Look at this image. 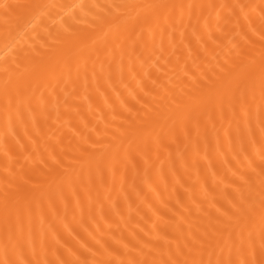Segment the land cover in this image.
<instances>
[{"label":"bare ground","instance_id":"obj_1","mask_svg":"<svg viewBox=\"0 0 264 264\" xmlns=\"http://www.w3.org/2000/svg\"><path fill=\"white\" fill-rule=\"evenodd\" d=\"M4 2L56 7L44 9L43 14L35 16L17 14L19 18L11 21V35L0 15V57H6L9 63L13 58L20 62L25 53L29 57L23 62L21 71L12 74L11 87L35 89L36 97L44 91L48 101L45 110L37 107L33 113L25 112L22 121L13 116L9 123L4 109L5 76L0 72V180L6 168L23 170L34 173L47 190L51 178L38 161L47 162L49 152H54L58 158H67L66 164L76 160L70 171L73 177H81L75 193L65 187L63 198H54L51 209L44 204L42 225L39 216H33L37 252L41 232L49 247L56 246L52 239L55 233L61 243H67L79 255L84 251L82 244L91 247L96 240L120 248L118 242L133 240V234L145 240L157 233L174 237L183 207L193 209V214L182 224L186 232L189 224L193 228L207 224V218L195 211V205L206 210L213 203L227 205L225 197L233 194L228 185L236 179L233 172H249V160L258 163L261 141L255 118L251 134L244 128L243 121L237 134L236 123H229L230 116L222 117L215 107L217 90H222L216 78L217 64L222 65L225 59L234 56L233 45L247 48L245 40L259 49L264 0H137L140 3H196L214 7L198 10L191 23L185 10L172 43L169 42V29L157 28L154 36L145 33L135 47L126 46L122 72L119 53L110 68L108 62H104L101 72L100 61L90 53L94 47L102 45L107 28L93 27L92 17L73 6L103 7L125 0ZM237 5L246 7L242 11L234 7ZM192 24L197 25L199 41L191 35ZM180 31L185 32L183 39ZM85 61L87 87L84 86ZM65 64L72 69L70 78L66 70L62 71ZM201 77L215 82V87L210 91ZM130 93L136 96L135 100ZM173 99L183 100L186 111L199 115V133L189 124L190 139L185 138L179 123L184 112L170 103ZM144 104L148 107L144 108ZM128 108L131 112L126 110ZM174 125L176 142L170 143L165 138L163 146L157 148L152 137L161 128L167 130ZM250 135L255 144L250 141ZM91 144L96 147H89ZM126 150L131 159L125 158ZM89 154L93 157L91 161ZM113 156L119 160L116 174L113 176L110 169L104 167L101 180L96 161L106 162ZM89 172L93 177L90 184L87 182ZM174 212L176 217H173ZM24 252L30 255L27 244ZM48 258L55 259L51 252Z\"/></svg>","mask_w":264,"mask_h":264},{"label":"snow or ice","instance_id":"obj_2","mask_svg":"<svg viewBox=\"0 0 264 264\" xmlns=\"http://www.w3.org/2000/svg\"><path fill=\"white\" fill-rule=\"evenodd\" d=\"M54 7L56 6L45 4H11L0 0V15L8 27V34L11 35V21L19 18L17 14L35 16L38 13L43 14L44 9ZM73 7L79 8L85 16L90 15L93 27L107 28L102 45L94 47L90 53L100 61L101 72L104 71L105 61L108 62L109 68L111 67L112 62L116 61L117 53L120 55L119 64L122 72L123 51L126 46L135 47L145 33L154 36L157 28H161V31L164 28L169 29V42L172 43L177 25L183 22L185 10L188 11L191 23L192 16L198 10L202 11L205 7L214 6L196 3H140L137 0H125L123 3L103 7L84 4ZM221 7L227 6L221 5ZM234 7H239L243 11L246 6L237 5ZM178 11L179 16H177ZM260 20L259 49L256 50L250 41L245 40L247 48L233 45L234 56L225 59L222 65L217 64L218 75L216 78L221 82L222 90H217L214 98V105L218 108L221 116L227 114L231 118L229 123L233 121L236 123L237 134L241 131V121H243L244 128L251 134V123L255 118L260 130L261 141V148L257 153L258 163L249 160V172L239 174L233 172L236 179L228 185L232 188L233 194L230 195V198L225 197L226 206L224 204L217 206L216 203H213L206 210L201 205H195V211L207 218L206 225L193 228L189 224L185 232L182 224L186 217L193 214V209L183 207V211L180 213V223L176 226L177 235L174 237L167 233H157L151 239L145 240L143 237L133 234V240L118 242L120 248H113L107 242L96 240L91 247L82 244L81 248L84 251L77 255L68 247L67 243H61L60 237L55 233H53L52 239L56 246L49 247L45 234L41 232L40 250L37 252L32 228L33 216L38 215L42 225L44 204L47 203L51 209L54 198H63L65 187L75 193L77 181L81 180L80 176L73 177L70 171L72 165L77 162L76 160L68 161L66 164L67 158L61 159L54 152H49L47 162L44 159L38 161L47 169L48 176L51 178L48 181L47 190L44 189V182L34 173L23 170L13 171L6 168L5 176L0 180V210H2L0 264H264V7L261 8ZM198 21L199 16H197ZM191 35L197 41L201 39L196 24L191 25ZM180 36L183 39L185 32L180 31ZM28 59L27 53L24 54L20 62H17V58H13L9 63L6 57H0V61H2L0 72L5 76L4 109L9 123L13 116L16 120L22 121L25 112L33 113L37 107L42 111L45 110L48 103L44 91H41L40 95L36 97L35 89L19 87L13 89L11 87L12 74L19 73L23 62ZM55 67L54 64L52 66L53 76ZM84 68V86L87 87V61H85ZM64 70L69 73L70 78L71 67L65 64L62 68V71ZM76 72L77 79H79V64L76 67ZM95 78L96 72L93 70V79ZM108 79L110 80V72ZM201 79L206 82V87L210 91L215 87V82L208 80L207 77H201ZM52 91H54V86ZM51 94L50 92L49 95ZM130 95L134 100L136 99L134 94L130 93ZM34 99L35 106L33 105ZM136 102L140 103L139 100ZM170 103L177 110L184 112L183 119L179 123L184 129L185 138L190 139L189 124L199 133V115L190 110L186 111L183 100L173 99ZM143 107L147 108L148 105L144 104ZM126 110L131 112L130 108ZM209 119H211L210 116ZM120 134L124 135L125 133L121 132ZM165 138L170 143L176 142L175 125L167 130L161 128L152 137V143L159 148L163 146ZM250 141L255 144L251 135ZM87 143L85 140V144ZM89 147L95 148L96 145L91 144ZM125 158L131 159L127 150ZM92 159L93 157L89 154V161ZM118 163L117 156H113L106 162L97 160L96 171L99 178L103 179L104 167H108L115 176ZM92 181L93 177L89 172L87 182L90 184ZM176 215L177 213L174 212L173 217ZM153 227L156 226L153 225ZM25 230H27L26 239ZM25 244L30 249V255H26L24 252ZM62 249L63 251H61ZM49 252L55 259L48 258ZM158 256L159 258H157Z\"/></svg>","mask_w":264,"mask_h":264}]
</instances>
